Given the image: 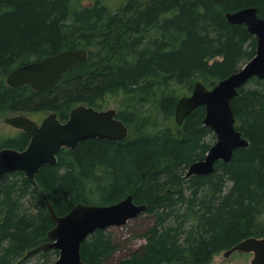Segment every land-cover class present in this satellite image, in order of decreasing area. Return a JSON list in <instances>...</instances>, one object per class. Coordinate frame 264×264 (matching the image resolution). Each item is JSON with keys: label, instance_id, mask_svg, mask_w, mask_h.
Listing matches in <instances>:
<instances>
[{"label": "trees", "instance_id": "1", "mask_svg": "<svg viewBox=\"0 0 264 264\" xmlns=\"http://www.w3.org/2000/svg\"><path fill=\"white\" fill-rule=\"evenodd\" d=\"M110 2L0 0V117L56 113L67 120L78 106L104 110L106 97L120 92L117 117L134 134L62 150L36 183L21 172L0 177V264H15L49 241L55 223L45 199L59 216L78 203L111 205L129 194L146 205L142 215L154 220L146 243L116 264H211L247 238L264 239V79H251L232 101L249 147L217 163L212 175L186 178L212 146L205 108L174 124L178 101L197 82L211 89L255 56L256 38L226 14L254 7L264 18V0ZM76 49L87 50L89 59L57 85L41 92L7 85L14 69ZM29 142L19 131L0 149L23 150ZM116 249L97 230L83 243L82 258L110 264ZM53 254L59 252L37 253L43 264Z\"/></svg>", "mask_w": 264, "mask_h": 264}, {"label": "water", "instance_id": "2", "mask_svg": "<svg viewBox=\"0 0 264 264\" xmlns=\"http://www.w3.org/2000/svg\"><path fill=\"white\" fill-rule=\"evenodd\" d=\"M226 18L232 25H244L256 38V54L240 70L213 88L197 82L192 93L178 101L175 111L178 126H182L198 108L204 107V125L217 138L205 158L190 165L186 178L212 175L217 163H229L236 150L250 145L237 127L232 101L251 79H264V18L254 7L227 13ZM88 59L89 52L85 49L62 51L13 70L6 81L13 88L28 84L33 91L41 92L57 85L63 74ZM4 123L28 134L30 142L23 150L0 149V177L21 172L33 183H36L41 169L58 163L57 156L64 149L73 150L90 139L118 142L129 136V128L117 117L116 110H98L85 105L73 109L66 122H61L56 113H51L41 124L24 115L6 117ZM45 200L55 225L48 233L49 241L29 251L27 257L40 251L57 250L59 257L55 264H89L82 258V245L91 235L97 230L123 226L140 217L147 208L136 204L133 195L129 194L111 205L78 203L70 212L59 216L52 204ZM235 253L254 254L252 264H264V239L247 238L227 250L225 257Z\"/></svg>", "mask_w": 264, "mask_h": 264}, {"label": "rangeland", "instance_id": "3", "mask_svg": "<svg viewBox=\"0 0 264 264\" xmlns=\"http://www.w3.org/2000/svg\"><path fill=\"white\" fill-rule=\"evenodd\" d=\"M91 0H83V4L85 6L89 5ZM118 0H111V6L117 5ZM115 3V4H114ZM254 83L247 85V88L254 87ZM123 99L124 96L118 92L115 94H109L106 97V108L104 110L114 109L117 112L122 109L123 107ZM51 113H42V114H35L34 116H28L36 121L38 124L49 116ZM15 116L14 114H9L4 117H0V142L2 140L15 137L19 131L12 128L9 125L4 123V119L6 117ZM174 118V124L175 123ZM239 126L240 124L237 123ZM131 137H134V134L131 132L129 134ZM217 141L215 134L211 135L210 143L213 146ZM154 223V220L147 215H141L138 218L132 219L128 221L123 226L119 227H111L105 230L113 239L114 243L116 244V252L114 253L113 258L110 260V264H116L118 261L123 259L124 257L128 256L130 253L134 252L135 250L139 249L146 243L145 239V232L148 228ZM59 254H53L50 257V261L47 264H55L56 260L58 259ZM39 255H31L27 257V253L15 264H43V260L40 259ZM254 259V254H247V253H235L229 258L225 257V252L220 253L219 255L215 256L214 260L211 264H252Z\"/></svg>", "mask_w": 264, "mask_h": 264}, {"label": "flooded vegetation", "instance_id": "4", "mask_svg": "<svg viewBox=\"0 0 264 264\" xmlns=\"http://www.w3.org/2000/svg\"><path fill=\"white\" fill-rule=\"evenodd\" d=\"M70 116V115H69ZM59 118V117H58ZM60 119V118H59ZM68 119H69V117H68ZM67 119V120H68ZM61 120V119H60ZM67 120H61V122H66ZM64 150H66V149H64ZM71 151V150H70ZM60 154V153H59ZM59 154H58V156H57V158L59 157Z\"/></svg>", "mask_w": 264, "mask_h": 264}, {"label": "bare ground", "instance_id": "5", "mask_svg": "<svg viewBox=\"0 0 264 264\" xmlns=\"http://www.w3.org/2000/svg\"><path fill=\"white\" fill-rule=\"evenodd\" d=\"M16 69H17V68H16ZM14 70H15V69H14ZM10 73H11V72H10ZM10 73H9V74H10ZM9 74H8V75H9ZM6 79H7V78H6ZM6 82H7V81H6ZM7 85H8V84H7ZM25 85H26V84H25ZM8 86H9V85H8ZM19 87H20V86H19ZM190 116H191V115H190ZM190 116H189V117H190Z\"/></svg>", "mask_w": 264, "mask_h": 264}]
</instances>
